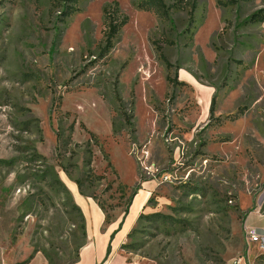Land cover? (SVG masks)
<instances>
[{"label":"rangeland","instance_id":"obj_1","mask_svg":"<svg viewBox=\"0 0 264 264\" xmlns=\"http://www.w3.org/2000/svg\"><path fill=\"white\" fill-rule=\"evenodd\" d=\"M140 1L0 0V264H72L76 182L111 223L138 210L126 263L264 264V0Z\"/></svg>","mask_w":264,"mask_h":264},{"label":"crops","instance_id":"obj_2","mask_svg":"<svg viewBox=\"0 0 264 264\" xmlns=\"http://www.w3.org/2000/svg\"><path fill=\"white\" fill-rule=\"evenodd\" d=\"M74 200L81 209L86 223V243L79 251V260L76 264H141L126 263L119 252V247L129 234L138 210L134 216L131 214L126 222H121L120 226L115 222L106 225L105 215L96 203L87 201L81 195L74 197ZM110 246L111 253L108 254ZM30 255L27 254L26 261L20 263L16 261L13 264H48L42 254H35L29 259Z\"/></svg>","mask_w":264,"mask_h":264},{"label":"trees","instance_id":"obj_3","mask_svg":"<svg viewBox=\"0 0 264 264\" xmlns=\"http://www.w3.org/2000/svg\"><path fill=\"white\" fill-rule=\"evenodd\" d=\"M73 1L74 3L79 2V0H73ZM171 1H172V4L168 5L166 0H141L140 3L137 4L136 8L139 11L153 13L159 18L166 19V20L171 18L172 10H176V11L184 10V11H187V13L190 15L191 20L193 21L194 15L198 9L199 0H171ZM103 12H104V24L106 27V33H105L106 51L107 50L109 51L110 49L113 48L115 39L118 37L123 27H125L128 24L129 19L128 17L122 14L118 3H114L113 5H107L104 8ZM251 21L254 23H264V11H260L259 13L254 14L251 18ZM213 110H214V101L212 102V107H211L212 113H213ZM76 184L78 185L80 193L83 196L84 194L81 191V185L78 182H76ZM64 190L69 193L67 188H65ZM90 198L93 199V197H90ZM98 206L105 215V218H106L105 224L110 225L111 220L109 219L104 207L99 204ZM75 208L79 212L81 222H82L80 226V230L82 231L84 243L79 248L81 249L86 243V223H85V217L81 209L77 205L75 206ZM128 213L129 211L127 210L125 212V216H127ZM113 238H114V235L112 236V240ZM110 253H111V246L108 249V254ZM43 254L47 262L51 264L52 260H50V258L45 253ZM78 260H79V252L77 253L76 259L72 262V264H76Z\"/></svg>","mask_w":264,"mask_h":264},{"label":"built area","instance_id":"obj_4","mask_svg":"<svg viewBox=\"0 0 264 264\" xmlns=\"http://www.w3.org/2000/svg\"><path fill=\"white\" fill-rule=\"evenodd\" d=\"M248 236L252 243L259 244L260 249H264V238L259 234L258 230L249 229Z\"/></svg>","mask_w":264,"mask_h":264},{"label":"bare ground","instance_id":"obj_5","mask_svg":"<svg viewBox=\"0 0 264 264\" xmlns=\"http://www.w3.org/2000/svg\"><path fill=\"white\" fill-rule=\"evenodd\" d=\"M144 198V197H143ZM145 200V199H144ZM142 203V202H141Z\"/></svg>","mask_w":264,"mask_h":264}]
</instances>
